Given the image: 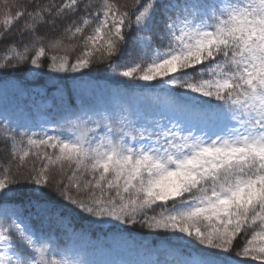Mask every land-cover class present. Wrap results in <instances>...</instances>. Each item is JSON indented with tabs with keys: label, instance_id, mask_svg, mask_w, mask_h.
Masks as SVG:
<instances>
[{
	"label": "snow or ice",
	"instance_id": "1",
	"mask_svg": "<svg viewBox=\"0 0 264 264\" xmlns=\"http://www.w3.org/2000/svg\"><path fill=\"white\" fill-rule=\"evenodd\" d=\"M0 44V81L62 108L0 111V264H92L90 233L132 228L163 241L147 264H264V0H0ZM94 58L139 109L84 89Z\"/></svg>",
	"mask_w": 264,
	"mask_h": 264
},
{
	"label": "trees",
	"instance_id": "2",
	"mask_svg": "<svg viewBox=\"0 0 264 264\" xmlns=\"http://www.w3.org/2000/svg\"><path fill=\"white\" fill-rule=\"evenodd\" d=\"M93 2L96 3L98 0H93ZM116 2L122 4L125 0H116ZM79 39L77 37L76 40L66 41L65 43L75 44ZM4 51L5 46L0 44V56L3 55ZM79 52V47L70 52V59L74 60ZM57 54L63 55V52ZM85 71L88 75L83 80L84 89L93 93L103 104L110 107L118 104H132L139 109L140 104L138 99L150 94L145 89L124 88L120 80L114 77L108 69L107 61H99L94 58L91 67ZM45 84L46 81L44 79L33 80L32 77H14L7 82L0 81V111L6 109L14 125L21 124L38 131L40 126L36 124L35 119L32 120L25 112L19 111L20 108H24L21 94L23 91L32 88L42 90L41 87H37L36 85L43 86ZM43 99H48L51 103V108L44 111V114L50 115L52 113L51 120L53 122L58 121L62 114L59 93L54 96L49 90L45 93ZM9 158V153L5 150L2 142H0V166L5 165ZM26 159L28 167H31L33 163L36 166L39 165V162L35 161L31 155ZM57 234L60 235L61 240L70 243L67 237L59 233ZM89 240L93 245H96V247L88 249L87 258L92 261V264H115L116 258L125 259L127 264H147L149 260L156 258L158 249L163 246V241H154L152 235L147 230L139 228H132L123 233H111L105 229V232L90 233Z\"/></svg>",
	"mask_w": 264,
	"mask_h": 264
},
{
	"label": "rangeland",
	"instance_id": "3",
	"mask_svg": "<svg viewBox=\"0 0 264 264\" xmlns=\"http://www.w3.org/2000/svg\"><path fill=\"white\" fill-rule=\"evenodd\" d=\"M45 93L41 89L32 88L22 92L21 98L24 102V108H20V112L25 114L36 122L40 127L51 126L53 120H51L52 113L50 115L44 114V111L51 108V103L48 99H43ZM54 111V109H53ZM52 111V112H53ZM115 264H127L125 259L116 258Z\"/></svg>",
	"mask_w": 264,
	"mask_h": 264
}]
</instances>
